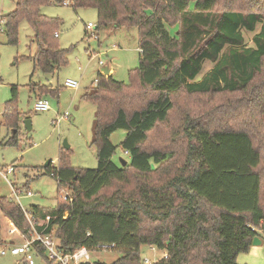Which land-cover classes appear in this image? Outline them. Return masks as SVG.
<instances>
[{"label": "trees", "instance_id": "obj_1", "mask_svg": "<svg viewBox=\"0 0 264 264\" xmlns=\"http://www.w3.org/2000/svg\"><path fill=\"white\" fill-rule=\"evenodd\" d=\"M67 1L76 11L95 9L99 28H136L140 63L130 83L100 73L99 84L86 91L84 99L96 107L98 168H74L69 149H61L59 166L50 163L45 174L73 201H62L60 192L56 210L31 207L33 219L41 220L38 231L50 216L46 233L55 234L65 254L114 245L122 256L112 264H145L144 245L167 254L154 264H240L254 239H264V0H238L221 11L218 0H18L2 17L4 34L18 45L26 22L37 48L35 69L47 76L68 64L70 50L56 42L61 22L42 10ZM259 27L248 46L244 32ZM207 61L214 67L200 80ZM12 92L16 98L17 88ZM216 95L236 102L229 112L205 102L208 113L198 122L182 116L186 151L176 170L172 152L148 149L151 134L170 125L180 96ZM10 110L16 113L6 117L13 130L8 145H16L21 114ZM119 131L126 132V166L113 161L118 148L111 137ZM0 213L29 234L15 201L0 198ZM1 234L0 223V246ZM35 250L45 254L37 244Z\"/></svg>", "mask_w": 264, "mask_h": 264}, {"label": "rangeland", "instance_id": "obj_2", "mask_svg": "<svg viewBox=\"0 0 264 264\" xmlns=\"http://www.w3.org/2000/svg\"><path fill=\"white\" fill-rule=\"evenodd\" d=\"M17 2L18 0H0V18L13 12ZM218 3V11H221L223 7H235L240 1L218 0ZM42 14L61 22L56 42L60 48L70 50L68 64L53 76H47L35 69L31 57L37 48L32 44L33 31L26 22L21 25L18 45L9 44L6 35L0 34V170L13 167L15 173L9 179L16 190L23 191L20 200H16L10 184L0 176V198L15 199L28 212L33 206L47 211L56 210L60 202V192L64 201L63 193L68 192L67 188H60L53 177L45 174L44 167L48 161L52 165L55 162L56 167L59 166L61 149L65 142L70 147L67 160L71 166L89 170L98 168L97 149L92 146L96 107L84 99V95L94 86L95 80L99 79L103 70L99 62L102 61L103 67L113 70L112 75L116 81L126 84L130 83V73L140 63V37L136 28H99L98 13L92 8L76 11L73 7L52 5L43 8ZM90 23L95 25L93 30L87 29ZM259 30L260 27L254 33L244 32L248 46L254 45V38ZM213 67L214 64L207 61L199 79ZM67 80L78 82L79 87L75 90L66 88ZM13 87L17 88L16 98L13 97ZM33 88L36 92L32 91ZM50 90H55L56 93H47ZM45 93L47 94L44 95ZM38 98L49 102V111L34 110ZM234 101L236 99L228 95L180 96L176 101V111L172 114L170 125L151 134L148 149L172 152L175 156L172 163L177 165L173 170H176L184 162L186 151V138L180 126L182 116L188 113L198 122L203 114L208 113L207 106L223 105L229 108V112ZM191 108L193 110L190 112H180ZM10 109L21 114L16 145H8L13 137V130L6 122V117L13 111ZM12 113L15 115L16 112ZM66 113L69 114L68 117L62 119ZM25 121L31 122V130L26 128ZM125 137V131H119L111 137L112 143L118 148L113 156L114 162L120 163V159H128L121 148ZM27 191H31L34 196L27 197ZM0 223V251L21 247L26 243L23 233L17 228L15 233H9L12 225L1 213ZM40 224L41 220L29 223L30 232L24 236L30 238L33 229H38ZM7 239L10 244L6 243ZM253 250V253H242L238 256L243 262L241 264H264V239L262 245L254 247ZM33 255L34 261L31 264H56L48 260L46 252L41 255L33 250ZM121 256L122 253L115 249L96 251L91 254L92 264H112ZM141 257L143 261L149 260L154 264L163 258V251L144 245L141 247ZM0 264L30 263L26 262L24 255L14 256L8 253L0 256Z\"/></svg>", "mask_w": 264, "mask_h": 264}, {"label": "built area", "instance_id": "obj_3", "mask_svg": "<svg viewBox=\"0 0 264 264\" xmlns=\"http://www.w3.org/2000/svg\"><path fill=\"white\" fill-rule=\"evenodd\" d=\"M69 4H70V1H67L65 3V6H69ZM5 26H6L5 20L3 18H0V34L5 33V30H6ZM94 27H95V25L90 23L87 26V29L93 30ZM99 65L103 67L104 63L102 61H100ZM101 74L103 76L107 77L103 70H102ZM98 84H99V79H96L94 82V86H97ZM65 87L75 90L79 87V84H78V82H76L74 80H67L65 83ZM34 110L36 112H47V111H49L50 110L49 102L43 98L38 99L35 103ZM68 115L69 114L66 113L62 117V119L67 118ZM54 164H55V162L53 163V166H55ZM14 173H15V169L13 167H8L4 171L0 170V176L10 184L15 199L19 201L21 198L20 194H22L23 191L16 190V188L12 185V182L9 179V177L13 176ZM26 196L31 198L34 195L31 191H27ZM15 199L13 200V198H12V200L16 202ZM63 199L65 202H69L70 204L73 201L71 193L69 191L67 193H63ZM24 212H25L27 221L30 224H33V222H35V219H33V216L31 215V213H29L27 210H24ZM50 220H51L50 216H47L46 222H45V227L42 231H38V229L34 228L33 229L34 231L30 235V238L25 237L23 234L22 237L26 240L25 244H23L21 247H13V248H9L7 250H2V251H0V256H5L8 253H10L11 255H14V256L24 255L26 262L31 264L34 261L33 250H35V246L37 244L38 246H40L41 248L44 249V251L48 254V260H50L53 263H56V264H92L91 254L93 252H96V251L106 252L109 250H113L115 248L114 245H112V246L104 245V246H99V247H97L91 251V250L83 247V248L76 250L72 254H65L62 251L60 242L55 237V234L54 233H46V230L49 227ZM10 223L12 225V229H10L9 233L13 234L17 231V229L12 222H10ZM163 258H167L166 253L163 254ZM144 262H145V264H151V262L149 260H146Z\"/></svg>", "mask_w": 264, "mask_h": 264}, {"label": "water", "instance_id": "obj_4", "mask_svg": "<svg viewBox=\"0 0 264 264\" xmlns=\"http://www.w3.org/2000/svg\"><path fill=\"white\" fill-rule=\"evenodd\" d=\"M103 71H104L105 75L108 77L109 74H110L109 70L106 69V70H103ZM25 126H26V128H28V129H30V130H31V128H32V126H31V122H30V121H25ZM63 147L66 148V149H70V147L68 146V144H67L66 142L63 144ZM120 161L122 162L123 166H126V165H127V164H126L127 162H126L125 160L121 159ZM50 163H51V161H48V162L45 164V167L49 166ZM262 243H263L262 240H261L259 237H257V238L254 239L252 245H253L254 247H256V246H260V245H262Z\"/></svg>", "mask_w": 264, "mask_h": 264}, {"label": "crops", "instance_id": "obj_5", "mask_svg": "<svg viewBox=\"0 0 264 264\" xmlns=\"http://www.w3.org/2000/svg\"><path fill=\"white\" fill-rule=\"evenodd\" d=\"M113 29H114V28H113ZM115 29H117V28H115ZM102 68H103V70H106V69L109 70L110 74H109L108 77L113 76V75H112V73H113V70H112V69H109V68H106V67H102ZM113 78H114V77H113ZM39 99H40V98H39ZM262 242H263V241H262ZM6 243L10 244L11 242H10L9 239H7V240H6ZM253 249H254V246H252V248H251V250H250V253H253V252H252V251H254ZM163 254H164V252H163ZM238 262H239L240 264L243 263V262H241V261L239 260V258H238Z\"/></svg>", "mask_w": 264, "mask_h": 264}]
</instances>
